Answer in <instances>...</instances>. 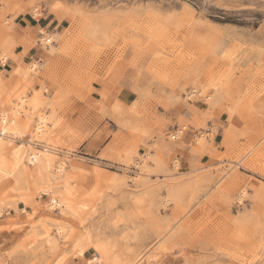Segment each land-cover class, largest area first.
Listing matches in <instances>:
<instances>
[{"label":"rangeland","instance_id":"374dc122","mask_svg":"<svg viewBox=\"0 0 264 264\" xmlns=\"http://www.w3.org/2000/svg\"><path fill=\"white\" fill-rule=\"evenodd\" d=\"M213 1L0 0V264H264V0Z\"/></svg>","mask_w":264,"mask_h":264},{"label":"bare ground","instance_id":"6f19581e","mask_svg":"<svg viewBox=\"0 0 264 264\" xmlns=\"http://www.w3.org/2000/svg\"><path fill=\"white\" fill-rule=\"evenodd\" d=\"M252 2V0H249ZM198 2L201 3V0H198ZM205 3L210 4L213 3V0H204ZM200 8V6H199ZM207 9V7H205ZM264 13V12H263ZM196 90L192 92V96H194ZM22 104L19 103V106L21 107ZM0 178L6 177L9 174V168L6 165L5 157L13 164L21 162L23 160V149L24 145H16V140H20L21 138H24L25 133L21 131H17L16 124L14 119L7 118V115L0 116ZM39 123V122H38ZM37 123V124H38ZM38 127H35V132L37 135H41L44 131L45 125V117H41L40 123L37 125ZM28 143V142H27ZM30 143V142H29ZM27 155V154H26ZM41 154H37L36 152H30L27 160L30 163V165H38L41 163ZM4 157V158H3ZM26 160V159H25ZM60 164V163H59ZM60 171L66 172V164L62 163L60 164ZM58 205V200H55L54 198L50 201V205L46 207L48 210H56ZM1 216V212H0ZM1 218V217H0Z\"/></svg>","mask_w":264,"mask_h":264},{"label":"crops","instance_id":"0c3cea01","mask_svg":"<svg viewBox=\"0 0 264 264\" xmlns=\"http://www.w3.org/2000/svg\"><path fill=\"white\" fill-rule=\"evenodd\" d=\"M132 86H133L132 82L128 81L127 83H125V85L122 87L120 93L118 94L119 95V100L121 102H123L124 104H126V105L133 104L137 100V97H138L137 92L133 89ZM221 121H223L222 117H221ZM219 135H221V133ZM94 143H96V145H100L99 141H94ZM147 144L150 147H154L155 146V142H153V141H147ZM83 149L84 150H89L90 147H89V145H88V147L84 146ZM184 153H185V156L182 157V156L179 155L180 156L179 158L181 159V161L184 164H186V163H188L190 161V155H189L187 150H184Z\"/></svg>","mask_w":264,"mask_h":264},{"label":"snow or ice","instance_id":"6c2138e0","mask_svg":"<svg viewBox=\"0 0 264 264\" xmlns=\"http://www.w3.org/2000/svg\"><path fill=\"white\" fill-rule=\"evenodd\" d=\"M57 7H59V5H57ZM78 255H79V253H78ZM84 264H87V261H85Z\"/></svg>","mask_w":264,"mask_h":264}]
</instances>
